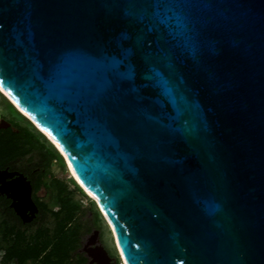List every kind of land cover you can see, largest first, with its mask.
I'll return each instance as SVG.
<instances>
[{
    "label": "water",
    "instance_id": "obj_1",
    "mask_svg": "<svg viewBox=\"0 0 264 264\" xmlns=\"http://www.w3.org/2000/svg\"><path fill=\"white\" fill-rule=\"evenodd\" d=\"M0 93L96 199L89 263L264 264V0H0Z\"/></svg>",
    "mask_w": 264,
    "mask_h": 264
},
{
    "label": "trees",
    "instance_id": "obj_2",
    "mask_svg": "<svg viewBox=\"0 0 264 264\" xmlns=\"http://www.w3.org/2000/svg\"><path fill=\"white\" fill-rule=\"evenodd\" d=\"M9 107L16 111L12 105ZM6 120L10 127L0 129V167L36 150L43 153L45 168L53 158L59 157L54 152L43 151L45 144L30 127ZM43 175L37 179L36 190L44 184ZM52 182L56 202L60 205L58 210L50 211L56 225L40 230L36 237L28 239L9 221L0 220V264H84L83 258L75 260L73 255L82 229L76 219L81 211L80 204L73 200L64 182L58 179Z\"/></svg>",
    "mask_w": 264,
    "mask_h": 264
},
{
    "label": "flooded vegetation",
    "instance_id": "obj_3",
    "mask_svg": "<svg viewBox=\"0 0 264 264\" xmlns=\"http://www.w3.org/2000/svg\"><path fill=\"white\" fill-rule=\"evenodd\" d=\"M44 173V169L39 168L38 170H24L11 162L7 165L0 167V217L13 224L19 231H23L26 238L33 239L36 237V233L45 228H53L56 224L50 213V211L58 210L60 205L57 204L55 208H51L41 198L38 197V192L41 187L36 190V182L39 176ZM25 182L30 185V199L35 205V211L31 212V208L25 203H21L19 199L13 198L12 190L19 184ZM21 210V214L17 212ZM42 217H45L42 218ZM49 218V224L44 221ZM78 219V215L76 216ZM94 221V216L92 218ZM40 224V225H38ZM48 225V226H46ZM83 235H80L79 244L74 251V259H84V264H96L89 263L92 259L91 255L98 246L101 244V233L96 229H92L89 234L83 239ZM103 247V246H102ZM105 249V247H103ZM108 255L110 253L105 249ZM112 258V257H111Z\"/></svg>",
    "mask_w": 264,
    "mask_h": 264
},
{
    "label": "rangeland",
    "instance_id": "obj_4",
    "mask_svg": "<svg viewBox=\"0 0 264 264\" xmlns=\"http://www.w3.org/2000/svg\"><path fill=\"white\" fill-rule=\"evenodd\" d=\"M9 104L12 105L2 94H0V112L2 117L8 120H13L14 122L20 123L21 125L30 127L41 139V141L45 144V148H42L43 151H51L57 154L59 157H55L51 160L49 165L44 167L43 153L38 150L32 152L31 154L18 159L15 161V164L19 166L21 169L26 170H38L39 168L44 169V184L42 185L40 191L38 192V197L41 198L47 205L51 208H55L57 206L56 195H55V186L53 185L52 180L58 179L64 182L68 191L71 192V197L73 200L77 201L80 204L81 211L78 214V219L82 224L81 235H83V239L87 234L92 231V229H98L101 233V244L105 249L110 253L111 257L115 262L118 263L116 257V251L113 245V238L111 237L108 227L103 221L100 213L98 212L97 207L94 202L89 199L87 195H85L82 190L78 187V185L70 178L67 167L57 153V151L53 148V146L41 135L33 125L23 117L15 108L16 111H13ZM13 106V105H12ZM94 216V221L92 220ZM45 219V217H42ZM1 220V217H0ZM44 223L49 224V218L44 221ZM40 225V224H38ZM48 226V225H46Z\"/></svg>",
    "mask_w": 264,
    "mask_h": 264
},
{
    "label": "bare ground",
    "instance_id": "obj_5",
    "mask_svg": "<svg viewBox=\"0 0 264 264\" xmlns=\"http://www.w3.org/2000/svg\"><path fill=\"white\" fill-rule=\"evenodd\" d=\"M1 94V93H0ZM22 114H24L23 112H21ZM25 115V114H24ZM28 119H30L27 115H25ZM31 120V119H30ZM32 121V120H31ZM42 131V130H41ZM43 132V131H42ZM45 134V132H43ZM47 135V134H46ZM48 136V135H47ZM49 138V137H48ZM50 141H52L50 138H49ZM53 142V141H52ZM53 144L56 146V148H58V146L53 142ZM67 171H68V174L70 176V178H72V180L78 185V187L82 190V192L85 193V195H87L89 197V199H93V200H96L91 194L90 192H88L87 189H85L82 184L80 183V181L77 179V177L75 176L73 170L71 169L70 165L68 164V167H67ZM83 188V189H82ZM97 207V206H96ZM103 218V216H102ZM104 219V218H103ZM105 220V219H104ZM106 223V222H105ZM107 224V223H106ZM111 227V226H110ZM113 238V236H112Z\"/></svg>",
    "mask_w": 264,
    "mask_h": 264
}]
</instances>
